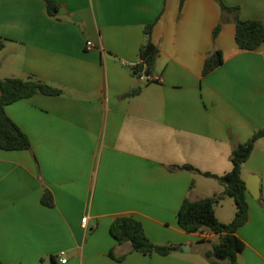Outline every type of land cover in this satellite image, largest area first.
<instances>
[{"label": "crops", "instance_id": "1", "mask_svg": "<svg viewBox=\"0 0 264 264\" xmlns=\"http://www.w3.org/2000/svg\"><path fill=\"white\" fill-rule=\"evenodd\" d=\"M56 1L59 17L43 0H0V81L33 77L63 92L6 107L31 149H0V260L62 264L65 252L66 264H210L220 236L185 232L177 214L186 199L224 188L183 167L223 176L233 168V144L264 128V43L241 50L235 13L224 20L220 5L264 23V0ZM150 24L161 81L144 83L132 67ZM215 51L224 62L204 75ZM250 175L259 177L261 197L247 190L238 260L264 264V139L242 167L245 181ZM47 190L53 207L42 203ZM236 210L226 197L216 215L229 223ZM118 216L135 217L152 242L179 250L113 259V249L121 256L129 248L110 233Z\"/></svg>", "mask_w": 264, "mask_h": 264}, {"label": "trees", "instance_id": "2", "mask_svg": "<svg viewBox=\"0 0 264 264\" xmlns=\"http://www.w3.org/2000/svg\"><path fill=\"white\" fill-rule=\"evenodd\" d=\"M48 13L51 16L59 17L61 5L56 0H43ZM219 1V0H218ZM220 2V1H219ZM223 19L226 14L235 13L236 41L241 50L255 51L264 43V23L258 19L243 20L239 17V7H228L220 2ZM237 14V15H236ZM154 24L147 25L145 31V43L141 46L139 57L140 62L132 67L133 76L139 80L142 74H153L160 51L152 40ZM221 25L213 32L214 38L218 35ZM0 40V47H3ZM224 62L221 51H215L208 55L204 66V75H208ZM41 93L50 96H59L63 92L36 78H6L0 81V149L8 151H19L31 149L29 138L22 132L20 127L7 115L6 107L19 100L30 98ZM130 94L126 95L129 96ZM264 139V128L253 133L245 143H234L231 155L233 168L223 176L201 173L197 169L186 166V170L194 171L208 178L219 181L224 190L221 194L212 197L192 201L186 199L182 204L177 220L179 227L187 233H203L210 231L220 236V240L213 244L206 256L210 264H223L229 260L231 264H239V254L244 250L245 244L238 237V230L249 221V203L247 200L246 181L242 177V167L251 157L256 142ZM182 168V167H177ZM232 198L236 204V213L229 223L221 222L216 215V207L226 198ZM262 204L264 200H260ZM42 203L48 207L54 206V198L50 191H46L42 197ZM112 237L118 245H128V251L117 256L114 249L110 256L117 260H124L132 252H139L145 255L158 254L168 256L179 250L174 244L160 245L152 242L146 235L144 225L133 216H118L110 227ZM0 264H5L0 260Z\"/></svg>", "mask_w": 264, "mask_h": 264}, {"label": "water", "instance_id": "3", "mask_svg": "<svg viewBox=\"0 0 264 264\" xmlns=\"http://www.w3.org/2000/svg\"><path fill=\"white\" fill-rule=\"evenodd\" d=\"M60 13L62 14V9H60ZM246 187L248 192L253 196L255 200L260 199L261 197L260 180L257 175H250L248 177V179L246 180Z\"/></svg>", "mask_w": 264, "mask_h": 264}, {"label": "built area", "instance_id": "4", "mask_svg": "<svg viewBox=\"0 0 264 264\" xmlns=\"http://www.w3.org/2000/svg\"><path fill=\"white\" fill-rule=\"evenodd\" d=\"M88 48H93L95 45L93 42L89 41L87 43ZM139 81L144 82V83H153V82H160L161 81V77L160 76H156L154 74H142L139 78ZM85 223H87V219L84 220ZM65 256V252H61L59 254V258H60V262L62 264H66L67 263V259L63 258Z\"/></svg>", "mask_w": 264, "mask_h": 264}, {"label": "rangeland", "instance_id": "5", "mask_svg": "<svg viewBox=\"0 0 264 264\" xmlns=\"http://www.w3.org/2000/svg\"><path fill=\"white\" fill-rule=\"evenodd\" d=\"M225 264H231V263H230V261H229V260H227Z\"/></svg>", "mask_w": 264, "mask_h": 264}]
</instances>
